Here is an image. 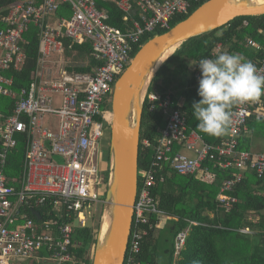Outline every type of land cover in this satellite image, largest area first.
<instances>
[{"label": "built area", "instance_id": "1", "mask_svg": "<svg viewBox=\"0 0 264 264\" xmlns=\"http://www.w3.org/2000/svg\"><path fill=\"white\" fill-rule=\"evenodd\" d=\"M202 0H26L13 5L0 17V97L12 101L11 114L0 113V264H69L72 257L74 221L84 227L83 208L102 204L104 185V153L109 144L110 108L117 80L132 60L134 47L145 34L158 29L169 30L174 14H187ZM112 3L131 21V28L121 31L107 24L105 4ZM67 5L68 14L62 6ZM65 10V11H64ZM56 16V17H55ZM246 25V23H244ZM34 26L38 30V50L34 71L27 87L13 89V73L21 71L26 55L24 35ZM88 42L92 58L99 62L92 73H68L64 63L49 58L63 53L62 40ZM246 46L261 53L258 67L242 84V94L235 106L225 113L226 138L217 145L205 143L199 131L189 128L185 116L172 105L169 95L147 94V108L160 111L164 127L158 130L154 154L148 167L138 169V181L128 243L123 264H137L140 243L148 229L162 228L167 216L158 208L152 195L159 174L165 165L180 175H199L212 182V169L234 167L238 173L224 180L217 194L219 208L228 213L237 202L230 194L241 181L243 173L253 171L264 175V154L239 149V138L247 120L261 116V106L254 98L258 89L264 91V48L252 39ZM199 66L194 74L209 67ZM204 90V86L202 87ZM60 96V107L53 108V95ZM49 117L47 123L44 117ZM55 119L56 122L52 120ZM46 125V126H45ZM24 143V159L20 189L7 186L4 168L10 151L18 140ZM180 150L173 153V147ZM142 150L150 148L149 140L141 141ZM186 151L193 156L188 157ZM105 191V188H104ZM49 205L57 218L67 222L46 220L37 224L27 219L22 208L33 211ZM40 214V213H39ZM156 216L153 224L151 216ZM41 220V216H40ZM190 225H196L190 222ZM76 227V228H77ZM247 233V229L241 230ZM188 234L185 229L175 238V253L183 247Z\"/></svg>", "mask_w": 264, "mask_h": 264}, {"label": "trees", "instance_id": "2", "mask_svg": "<svg viewBox=\"0 0 264 264\" xmlns=\"http://www.w3.org/2000/svg\"><path fill=\"white\" fill-rule=\"evenodd\" d=\"M23 1L26 0H0V17L8 13L13 5ZM205 1L207 0L193 5L187 14H174L169 22V28L186 19ZM105 7L109 17L107 24L123 32L131 28L132 20L139 19L137 12L133 19L124 21L123 14L117 11L114 4H105ZM61 9L62 11L59 10L56 15H61L63 9L67 14L70 12L67 5ZM3 27L0 22V29ZM166 31L158 29L145 34L139 45L134 47L132 57L145 42ZM24 38L26 42L22 47L26 55L25 64L21 71L13 73V89L16 91L28 86L37 60L38 30L31 26ZM247 38L264 48V14L237 17L216 30L182 43L157 70L147 94L169 95L175 108L177 97L182 98L183 103L178 109L185 116L187 126L196 129L200 125L202 129L199 133L205 143L210 145L221 143L227 134L225 113L235 106V102L242 94V84L258 67L261 59L260 52L246 47ZM62 44L63 53L56 55L67 59L63 62L66 65V72L92 73L100 65L92 58L90 43L71 44L68 39H64ZM218 47L226 48L228 53L241 55L244 58L243 65L234 68L225 63L222 58L223 52L216 53ZM208 60L209 67L202 69L199 73L200 79L196 80L194 74L199 66ZM262 92L263 90L258 89L254 96L260 103L264 99ZM147 104L145 99L142 104L139 138L140 170L148 167L154 154L158 130L164 127L160 111L154 109L149 112ZM10 108L12 101L0 97V113L4 116L10 115ZM251 118L255 117L251 116L249 119ZM144 139L149 140L151 147L142 150L141 141ZM239 149L244 150L240 147ZM179 150V146L173 147V153ZM24 151V143L19 139L15 149L8 154L4 168L7 186L15 190L20 189L18 180L22 175ZM107 160L108 147L103 166L104 184L107 177ZM203 166H208L214 174L212 182L204 181L199 175H180L168 165L159 172L163 182L156 183L152 188V195L158 201L159 210L167 218L164 219L165 224L162 228L148 229L147 235L140 243V251L136 256L137 264H264V175L259 177L253 171L244 172L241 181L230 194L237 202L228 213H225L219 208L215 197L221 183L233 178L238 170L234 167L225 170L212 169L208 162ZM102 192L103 200L105 191ZM34 211L40 213L41 220L33 215ZM22 212L27 219L37 224L52 219L59 224L67 222L65 218H57L49 205L35 208L33 211L22 208ZM150 220L154 224L157 217L151 216ZM190 222H195L196 225H190ZM185 229H188L187 237L176 255L175 238ZM243 229H247L248 232H241ZM96 232L97 225L95 228L84 226L73 229V245L69 249L72 263L69 264H91L90 250L94 246Z\"/></svg>", "mask_w": 264, "mask_h": 264}, {"label": "water", "instance_id": "3", "mask_svg": "<svg viewBox=\"0 0 264 264\" xmlns=\"http://www.w3.org/2000/svg\"><path fill=\"white\" fill-rule=\"evenodd\" d=\"M263 14L264 0H207L135 53L112 94L105 194L91 264H123L137 190L142 104L157 70L189 39L237 17ZM33 215L40 219L39 212Z\"/></svg>", "mask_w": 264, "mask_h": 264}, {"label": "crops", "instance_id": "4", "mask_svg": "<svg viewBox=\"0 0 264 264\" xmlns=\"http://www.w3.org/2000/svg\"><path fill=\"white\" fill-rule=\"evenodd\" d=\"M221 52H223L222 53L223 54L222 58L224 59L223 61L228 65H231L234 68H240L243 65L244 58L241 55L237 53L234 54L228 53L226 51V48L218 47L216 53H221ZM221 74H224V72H221ZM235 93L237 95L239 94V92H235ZM262 95L264 97V91L262 92ZM261 102H262L261 106L255 110V113H258L261 116V118L258 120L255 118L249 119L247 130L244 133H242L240 136L239 147L251 153L264 154V99ZM182 103H183V99L177 97V104L181 106Z\"/></svg>", "mask_w": 264, "mask_h": 264}, {"label": "rangeland", "instance_id": "5", "mask_svg": "<svg viewBox=\"0 0 264 264\" xmlns=\"http://www.w3.org/2000/svg\"><path fill=\"white\" fill-rule=\"evenodd\" d=\"M49 59L51 61L56 62L57 64L60 63V62L63 63L65 61H67V59H65V57L61 56V55H53ZM52 98H53V108L60 107V101H61L60 96L57 95V94H54ZM48 119H49V117H47V116L44 117L43 122L46 124ZM52 121L56 122L55 119H53ZM106 152H107V148L105 149V153H104V163H105V154H106ZM182 153L184 155L188 156V157H192L193 156L191 153L188 154V152H186V151H183ZM104 188H105V184L102 186L101 190H104ZM101 206H102V204L98 205V206L96 204L84 206V208L82 210L83 211L82 215L84 216L85 224H86L87 227L95 228L96 225L98 227L99 219H97V218H100L99 214H101ZM92 251H93V247L90 250V255L92 254ZM23 263H26V262H23Z\"/></svg>", "mask_w": 264, "mask_h": 264}, {"label": "bare ground", "instance_id": "6", "mask_svg": "<svg viewBox=\"0 0 264 264\" xmlns=\"http://www.w3.org/2000/svg\"><path fill=\"white\" fill-rule=\"evenodd\" d=\"M108 119H110V120H111V115H110V116H108Z\"/></svg>", "mask_w": 264, "mask_h": 264}]
</instances>
